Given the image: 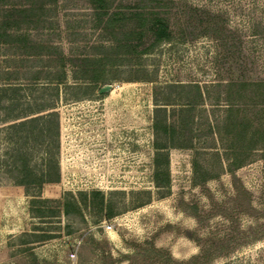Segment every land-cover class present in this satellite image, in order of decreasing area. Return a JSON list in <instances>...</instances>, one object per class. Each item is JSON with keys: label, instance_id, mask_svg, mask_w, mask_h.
<instances>
[{"label": "rangeland", "instance_id": "1", "mask_svg": "<svg viewBox=\"0 0 264 264\" xmlns=\"http://www.w3.org/2000/svg\"><path fill=\"white\" fill-rule=\"evenodd\" d=\"M11 2L35 15L0 41V83H21L22 99L58 111L60 180L42 190L56 207L42 217L0 170V264H264L263 140L245 146L264 127V0H144L163 5L174 35L145 53L120 50L114 37L125 33L113 35L88 0ZM240 79L254 85L233 91L229 110L228 84ZM195 83L202 98L188 109ZM228 114L248 121L245 140L226 131ZM173 118L186 146L167 149L170 185L158 186L155 144L166 134L154 122Z\"/></svg>", "mask_w": 264, "mask_h": 264}, {"label": "trees", "instance_id": "2", "mask_svg": "<svg viewBox=\"0 0 264 264\" xmlns=\"http://www.w3.org/2000/svg\"><path fill=\"white\" fill-rule=\"evenodd\" d=\"M88 1L96 9L100 21L103 22L106 28H110L113 35H116L117 31L125 33L126 36L123 38L114 37V40L124 47L120 49L124 52L145 53L161 42L173 39L174 35L169 24V17L166 15L163 5H160L159 2L151 4L143 3L144 0H140L134 3L114 5V0ZM0 3L6 5L0 19V41L10 42L15 40L11 29L32 21L35 8L32 4L10 3V0H0ZM122 6L128 8L123 9ZM127 25H130L129 29H124L128 27ZM211 26L213 35L222 39L225 35V33L222 34L224 28L220 27L219 23H214ZM207 32L211 31L208 30ZM64 64L65 62L62 63V65ZM12 73L9 72L10 75ZM39 73L40 71H36L32 78H40ZM64 74L65 72L62 70V75L57 78H63ZM260 84H262L260 90L262 98L264 97V80ZM235 85L238 86L234 87ZM247 85L252 86L254 82L241 79L230 81L228 84L229 110H233V91L239 95V91ZM193 86L197 95L193 101L187 102L188 109H191L197 100L202 98L200 86L197 83ZM21 89V83L15 81H8L6 84L0 83V139L4 143V147L0 151L1 176L11 180L12 187L8 189L10 193L31 195L35 214L44 217L55 214L56 207L43 205L44 202L51 199L43 197L42 190L46 184L60 180V168L57 158V150L60 144L58 111L49 106V103L44 99H38L37 97L22 99ZM223 123L227 132L234 133H232L234 140L237 138L245 140L244 138L248 137L249 123L246 120L244 121V117L228 114ZM154 127L166 134L164 141H156L155 144L154 179L158 186L169 187L170 172L167 149L170 146H186V143L174 139L177 134V125L174 118L171 121L156 120ZM263 128L261 125L253 127L252 132H250L249 143L245 145L247 148H253L260 140H263L264 146ZM36 147L41 148L42 151L39 157L40 161L34 163L32 161L33 151ZM162 156L163 161L160 159ZM241 162V160H237L235 162L236 166ZM193 167L198 171V163L195 160H193ZM207 174V171H202L200 182L207 179ZM92 192L103 196L100 190H93ZM61 209L65 213H69V201H63ZM112 214L113 211L109 208L107 215L111 216ZM217 244L222 248H226L222 241ZM211 249H213L212 246L208 247L202 254L203 259L205 258L207 262L218 251Z\"/></svg>", "mask_w": 264, "mask_h": 264}, {"label": "water", "instance_id": "3", "mask_svg": "<svg viewBox=\"0 0 264 264\" xmlns=\"http://www.w3.org/2000/svg\"><path fill=\"white\" fill-rule=\"evenodd\" d=\"M112 87V84L111 83H106L104 85H102L100 88H99V91L100 92H106V91H109Z\"/></svg>", "mask_w": 264, "mask_h": 264}]
</instances>
